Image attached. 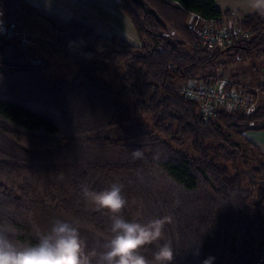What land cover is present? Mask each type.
<instances>
[{"label": "trees", "instance_id": "obj_1", "mask_svg": "<svg viewBox=\"0 0 264 264\" xmlns=\"http://www.w3.org/2000/svg\"><path fill=\"white\" fill-rule=\"evenodd\" d=\"M25 9L23 0H3L1 19L20 30ZM120 9L139 47L38 12L58 33L57 53L80 65L71 80L42 76L48 61L10 39L40 64L0 61V227L11 226L14 241L28 245L57 219L73 222L85 251L100 253L110 214L97 211L82 188L99 192L119 182L128 201L124 218H170L164 234L174 250L171 264H202L210 256L213 264H256L264 251V154L244 133L264 131V108L211 120L179 88L223 79L219 64L254 54L264 59V13L239 21L250 38L214 51L188 24L193 14L221 21L227 13L215 0H122ZM111 64H122L118 90L96 75ZM188 141L194 156L182 150ZM137 148L143 159H133ZM142 251L151 260L156 246Z\"/></svg>", "mask_w": 264, "mask_h": 264}, {"label": "clouds", "instance_id": "obj_2", "mask_svg": "<svg viewBox=\"0 0 264 264\" xmlns=\"http://www.w3.org/2000/svg\"><path fill=\"white\" fill-rule=\"evenodd\" d=\"M249 6L264 13V0H250ZM133 159H143L144 153L137 148ZM123 184L114 182L102 191L82 188L84 197L97 211L110 214V236L103 243V251H85L80 229L73 222L54 221L48 234L39 236L35 244L22 245L14 241L11 226L0 227V264H171L174 250L165 239L164 227L170 218L147 221H130L121 213L127 207ZM156 246L152 259L143 254L146 246ZM199 254L198 252L196 253ZM208 257L202 264H213Z\"/></svg>", "mask_w": 264, "mask_h": 264}, {"label": "crops", "instance_id": "obj_3", "mask_svg": "<svg viewBox=\"0 0 264 264\" xmlns=\"http://www.w3.org/2000/svg\"><path fill=\"white\" fill-rule=\"evenodd\" d=\"M23 2L26 9L20 17V31L25 34H31L25 31V29L29 30L30 23L47 24L38 15V12H42L59 22L78 21L102 36L125 38L127 41L123 40L127 43L135 46L138 42V46L135 47L140 46V39L133 23L120 9L122 0H23ZM249 4L250 0H215L216 8L223 14L227 13L225 19L241 20L259 12L253 10ZM211 81L215 80L211 79ZM254 83V85L243 84V86L263 87V94L258 98V107L264 108V65L259 79H256ZM245 135L264 154V131H250Z\"/></svg>", "mask_w": 264, "mask_h": 264}, {"label": "rangeland", "instance_id": "obj_4", "mask_svg": "<svg viewBox=\"0 0 264 264\" xmlns=\"http://www.w3.org/2000/svg\"><path fill=\"white\" fill-rule=\"evenodd\" d=\"M3 0L0 1V3ZM1 10H0V19H1ZM7 25V21L1 19ZM15 29V27H14ZM31 34H25L20 30L15 29L14 38H18L21 40L23 44L32 46L37 54L36 56L44 57L48 61V65L45 69L40 70V74L44 77L53 79V80H71L76 71L80 68L78 63L72 62L66 55H61L57 53L55 43L59 42V36L57 31H55L49 24H37L30 23L29 30H26ZM136 35V34H135ZM114 36V35H113ZM118 36V35H117ZM121 37V36H120ZM123 38V37H122ZM125 39V38H123ZM137 39V36H136ZM126 40V39H125ZM127 41V40H126ZM131 44V43H130ZM134 45V44H132ZM138 46V42L137 45ZM222 59L228 61L227 56L223 55ZM264 65V59H258L256 54L247 61H234L228 62L227 65H218L216 69V73L221 75L223 79L217 81H226L234 82L233 84L239 85V87L234 86L237 90H244L246 92H254L260 86H243V84L254 85V81L259 79L261 74V68ZM96 75L103 79L105 82L110 84L114 90H118L122 85V76H123V68L122 64H111L105 70L96 71ZM196 81V80H195ZM197 83L205 84L201 79H197ZM217 81H210V83L205 84L209 85L215 83ZM134 83L140 84L139 76L136 75L134 77ZM189 83V82H188ZM186 82L180 83V93L182 88L186 85ZM263 87H260L259 95L263 94ZM134 98L128 97L125 99V104L128 107H131L133 104ZM138 119L150 123L148 117L137 116ZM216 119V118H215ZM214 120V119H211ZM244 133V138L249 141ZM250 142V141H249ZM252 143V142H250ZM253 144V143H252ZM254 145V144H253ZM255 146V145H254ZM256 147V146H255ZM182 150L189 152L192 156H194L191 151L190 141H188ZM240 166V165H239ZM228 167L232 172H236V169L230 163Z\"/></svg>", "mask_w": 264, "mask_h": 264}, {"label": "built area", "instance_id": "obj_5", "mask_svg": "<svg viewBox=\"0 0 264 264\" xmlns=\"http://www.w3.org/2000/svg\"><path fill=\"white\" fill-rule=\"evenodd\" d=\"M239 21L234 18L207 21L200 15L193 14L188 27L207 49L225 51L236 42L251 36V31L244 30ZM0 35L10 40L15 36V29L0 19ZM197 82L199 81L187 83L182 88L181 94L187 99L198 102L202 114L207 119L217 118L220 112H240L249 115L258 108L260 87L252 93L229 87L226 81H217L209 85ZM256 264H264V251L258 257Z\"/></svg>", "mask_w": 264, "mask_h": 264}, {"label": "water", "instance_id": "obj_6", "mask_svg": "<svg viewBox=\"0 0 264 264\" xmlns=\"http://www.w3.org/2000/svg\"><path fill=\"white\" fill-rule=\"evenodd\" d=\"M0 61L11 66L23 67L28 63L38 66L40 62L29 56L22 48L0 35Z\"/></svg>", "mask_w": 264, "mask_h": 264}]
</instances>
